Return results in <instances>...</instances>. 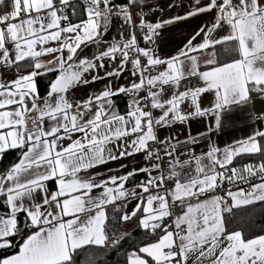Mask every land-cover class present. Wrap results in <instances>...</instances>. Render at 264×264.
<instances>
[{"label":"snow or ice","instance_id":"obj_1","mask_svg":"<svg viewBox=\"0 0 264 264\" xmlns=\"http://www.w3.org/2000/svg\"><path fill=\"white\" fill-rule=\"evenodd\" d=\"M257 98L264 0H0V264H264Z\"/></svg>","mask_w":264,"mask_h":264},{"label":"crops","instance_id":"obj_2","mask_svg":"<svg viewBox=\"0 0 264 264\" xmlns=\"http://www.w3.org/2000/svg\"><path fill=\"white\" fill-rule=\"evenodd\" d=\"M183 31H187V29H184ZM177 38H179V34H177ZM255 109L259 111L262 107H264V100H261L257 98L254 102ZM239 127H245V125H240ZM237 136L243 135V132L238 131L236 133Z\"/></svg>","mask_w":264,"mask_h":264},{"label":"trees","instance_id":"obj_3","mask_svg":"<svg viewBox=\"0 0 264 264\" xmlns=\"http://www.w3.org/2000/svg\"><path fill=\"white\" fill-rule=\"evenodd\" d=\"M8 159L11 160V159H13V157L10 156Z\"/></svg>","mask_w":264,"mask_h":264}]
</instances>
